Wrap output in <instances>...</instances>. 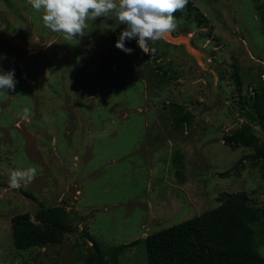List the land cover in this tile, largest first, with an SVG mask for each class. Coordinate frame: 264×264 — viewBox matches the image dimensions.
Returning <instances> with one entry per match:
<instances>
[{"label": "rangeland", "instance_id": "rangeland-1", "mask_svg": "<svg viewBox=\"0 0 264 264\" xmlns=\"http://www.w3.org/2000/svg\"><path fill=\"white\" fill-rule=\"evenodd\" d=\"M190 1L207 21L185 13L164 39L149 41L148 54L134 39L127 54L115 47L124 27L116 20H89L84 36L66 40L29 0H0V70L17 80L0 92V264H91L95 242L115 264L112 249L134 240L118 264H147L148 234L216 207L225 192L245 190L264 208V160L246 159L237 172L255 149L223 140L250 121L244 98L263 83L264 0ZM170 102L193 112V126L173 129ZM29 167L36 177L10 187V171ZM28 196L67 207L72 230L62 243L15 247L12 219L32 214Z\"/></svg>", "mask_w": 264, "mask_h": 264}, {"label": "trees", "instance_id": "trees-1", "mask_svg": "<svg viewBox=\"0 0 264 264\" xmlns=\"http://www.w3.org/2000/svg\"><path fill=\"white\" fill-rule=\"evenodd\" d=\"M185 13L199 23L208 20L206 14L190 0L183 11L175 13V17ZM260 14L264 24L262 4ZM155 74L159 72L155 71ZM237 82L241 87L238 75ZM244 103L250 105L246 110L250 121L223 136L224 143L232 150L241 146H252L255 149L254 153L238 160L237 172L244 168L246 159H251L253 166H258L264 160V141L252 131L250 125L251 122L258 125L264 135V78L262 85L244 98ZM164 107L172 115V126L176 131H186L193 126L194 114L185 105L170 102ZM172 165L176 178L184 183L186 166L181 150L174 151ZM220 201L214 208L148 234L144 239L147 264H264V208L252 204L245 190L225 192ZM37 217L39 222L33 221L30 212L13 217V241L16 248L62 243L66 234L72 230L70 212L64 204L40 206ZM138 241L123 243L112 249V261L118 264L119 254ZM95 245L100 254L99 263L106 264L105 251L96 242ZM91 250V264H96V252L93 247Z\"/></svg>", "mask_w": 264, "mask_h": 264}, {"label": "clouds", "instance_id": "clouds-1", "mask_svg": "<svg viewBox=\"0 0 264 264\" xmlns=\"http://www.w3.org/2000/svg\"><path fill=\"white\" fill-rule=\"evenodd\" d=\"M32 8L43 13V25L52 32L62 33L66 40L85 35L89 20L104 17L124 25L115 47L131 54L127 40H135L138 47L149 53V41L164 39L177 27L175 13L183 11L188 0H29ZM155 52L156 49H151ZM17 80L14 70H0V92L14 90ZM29 110L25 109V115ZM37 175L35 167L10 171L9 186L19 188Z\"/></svg>", "mask_w": 264, "mask_h": 264}, {"label": "water", "instance_id": "water-1", "mask_svg": "<svg viewBox=\"0 0 264 264\" xmlns=\"http://www.w3.org/2000/svg\"><path fill=\"white\" fill-rule=\"evenodd\" d=\"M37 46H40L39 43H37ZM28 200L30 201L31 207H32L33 221L34 222H39V219L37 217V213H38V211L40 209V205L37 202V200L34 197H32V196H28ZM93 248H94V250L96 252L95 263L96 264H100L99 263V258H100L99 250H98V248L95 245H93Z\"/></svg>", "mask_w": 264, "mask_h": 264}]
</instances>
